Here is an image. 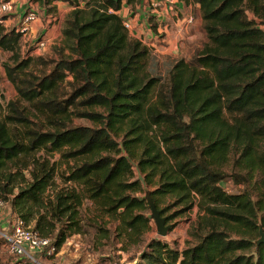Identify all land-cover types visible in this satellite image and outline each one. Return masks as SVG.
Segmentation results:
<instances>
[{
	"label": "trees",
	"instance_id": "obj_1",
	"mask_svg": "<svg viewBox=\"0 0 264 264\" xmlns=\"http://www.w3.org/2000/svg\"><path fill=\"white\" fill-rule=\"evenodd\" d=\"M29 1L51 17L56 3L71 10L53 59L30 56L34 48L24 57L23 33L0 24L7 78L50 125L8 102L0 200L42 236L58 230L59 248L83 231L85 201L140 239L149 228L135 211L146 199L128 193L154 186L156 205L172 197L198 208L192 242L180 250L152 239L134 264H264V244L256 245L264 231V0H192L207 41L190 60L165 58L163 66L118 14L142 0ZM57 153L67 165L60 174ZM226 180L243 190L228 192Z\"/></svg>",
	"mask_w": 264,
	"mask_h": 264
},
{
	"label": "rangeland",
	"instance_id": "obj_2",
	"mask_svg": "<svg viewBox=\"0 0 264 264\" xmlns=\"http://www.w3.org/2000/svg\"><path fill=\"white\" fill-rule=\"evenodd\" d=\"M6 1L12 2L15 8L16 5L14 2L19 4L23 3L22 5L25 7L27 4H31L29 0ZM134 4H125L127 11L126 15L124 14L125 17H130L133 12L134 14H137L139 3L136 5ZM69 13V10L62 8L58 10L57 14L53 17L46 15L45 12H41L39 21L29 25V31L27 32L26 36L22 37L21 49L23 56L25 57L28 53H30L28 51L34 48V51L30 54V56L43 58L46 57L48 59L55 58L56 56L53 48L55 46L62 45V28ZM133 15L131 17H133ZM10 18L16 23L19 22L17 16H9V19ZM32 29L34 31H32ZM130 32L131 31H129V34ZM40 41H42V43L36 45V43ZM149 49L159 58L162 66L165 64V62H167L165 59L166 57H164L162 54L154 52L152 48ZM10 56L11 55L9 53H4L0 50V71L2 75V80L0 83V118H3L6 114L8 102H19L20 107L25 109L26 114L29 116L31 121L35 125L47 130L50 127L48 120L35 111L27 102L19 100L14 85L7 78L4 65L12 64ZM161 69H163L162 71L165 72L164 68ZM30 70L39 74L42 72L43 68L41 65L38 66L33 64ZM67 80L72 81V78L70 77ZM97 111L100 112L99 110ZM73 123L77 126L96 127V125L88 119L75 118L73 119ZM54 159L59 160V174L64 172L67 169V165L64 163L62 164L61 154H55ZM137 178H139V176L137 175L136 171V179ZM56 186L57 189H61L64 186L60 181V175L57 179ZM144 187L145 190L143 192L128 194L136 198L146 199L147 194L150 193L151 198H153L152 192L156 187ZM224 187L230 193H238L239 191L243 190V186H237L231 180H226ZM51 191L52 190H50L49 195H51ZM146 205L147 207L145 209L135 211V215H140L146 220L149 228L144 233V235L138 239L132 232H119L118 220L111 218L106 214L102 215L101 210L97 205L93 204L91 201H85L82 208L80 209L79 215L83 231L70 236L66 242L58 248L57 254L51 257L37 256L38 262L26 260V263L93 264L91 258H89L88 255L92 256L93 253L101 251L102 253H105V255H110V257L103 258L105 264H134L139 260V256L146 247L147 243L152 239L161 238L167 240L180 250L184 249L192 242L190 230L192 229L193 223L197 220V207H195L193 210H185V205L177 204L175 198H163L159 202V205H156V208L160 211L159 216L165 219V226L170 225L172 226V229L170 230L167 237H161L158 234L157 225L154 218L152 217V210L147 199ZM16 216L18 215L13 213L9 205H6L4 209L0 210V233L10 231L12 222ZM57 236L58 230H56L49 238L52 240V242H55L57 240ZM1 243L2 240L0 238V244ZM76 244L80 247V250L77 253L74 250ZM0 257H3L0 259V264H9L16 259L9 255H0ZM97 264L100 263L98 262Z\"/></svg>",
	"mask_w": 264,
	"mask_h": 264
},
{
	"label": "crops",
	"instance_id": "obj_3",
	"mask_svg": "<svg viewBox=\"0 0 264 264\" xmlns=\"http://www.w3.org/2000/svg\"><path fill=\"white\" fill-rule=\"evenodd\" d=\"M14 4L16 5V14L12 16H17L19 22L16 23L10 18L5 26L7 30H19L21 26L22 17L20 18L21 15L19 14L22 12L23 3L14 2ZM55 5L58 10L61 8L71 10L64 3H56ZM138 5L137 14L134 12L131 14V16L134 14L133 17H125L127 13L125 4L118 12L123 19H128L131 22L133 29L130 34L133 38L139 39L144 45L166 58L190 60L198 51L202 50L207 39L199 7L192 0H179L173 10L167 8L153 10L150 0H142ZM189 17L194 19L192 25L187 23ZM150 19L152 23L156 24V31L151 28ZM32 31L34 30L32 29ZM74 250L77 253L80 250L79 245L76 244ZM88 257L91 258L93 264L98 262L105 264L103 258L110 257V255L97 251ZM2 258L0 257V259ZM26 262L25 259H15L9 264H27Z\"/></svg>",
	"mask_w": 264,
	"mask_h": 264
},
{
	"label": "built area",
	"instance_id": "obj_4",
	"mask_svg": "<svg viewBox=\"0 0 264 264\" xmlns=\"http://www.w3.org/2000/svg\"><path fill=\"white\" fill-rule=\"evenodd\" d=\"M179 0H150L153 10L167 8L173 10ZM38 3L27 4L22 6V22L19 30L23 35L29 31V25L38 21L40 13L43 10ZM16 8L10 1L0 0V24L6 26L9 20L8 16L16 14ZM110 12H113L110 10ZM8 18H5V17ZM188 25L194 23V19H187ZM124 26L128 31H132L133 26L128 19H124ZM6 28V27H5ZM7 204L0 200V210L4 209ZM2 243L0 244V255H9L16 259H25L31 262H38L37 256L51 257L58 252V247L54 245L48 237L42 236L32 225L16 216L12 222L11 229L8 232L0 233Z\"/></svg>",
	"mask_w": 264,
	"mask_h": 264
},
{
	"label": "water",
	"instance_id": "obj_5",
	"mask_svg": "<svg viewBox=\"0 0 264 264\" xmlns=\"http://www.w3.org/2000/svg\"><path fill=\"white\" fill-rule=\"evenodd\" d=\"M146 199L148 201V204L152 210V217L154 218L156 225H157V230L158 234L161 237H167L170 230L172 229V226H165V219L161 218L160 211L157 210L156 204L154 203L153 199L150 196V193L147 194ZM264 244V231L262 228H260V238L256 241V245Z\"/></svg>",
	"mask_w": 264,
	"mask_h": 264
}]
</instances>
